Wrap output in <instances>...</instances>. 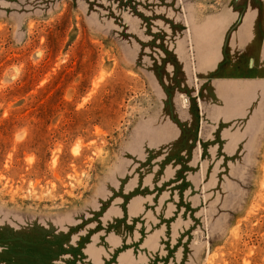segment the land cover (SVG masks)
<instances>
[{
  "label": "rangeland",
  "instance_id": "rangeland-1",
  "mask_svg": "<svg viewBox=\"0 0 264 264\" xmlns=\"http://www.w3.org/2000/svg\"><path fill=\"white\" fill-rule=\"evenodd\" d=\"M0 264H264V0H0Z\"/></svg>",
  "mask_w": 264,
  "mask_h": 264
}]
</instances>
